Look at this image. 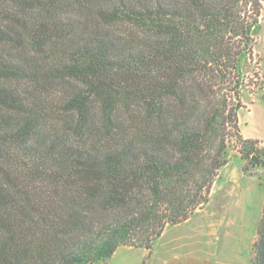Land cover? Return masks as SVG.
<instances>
[{"label": "trees", "instance_id": "16d2710c", "mask_svg": "<svg viewBox=\"0 0 264 264\" xmlns=\"http://www.w3.org/2000/svg\"><path fill=\"white\" fill-rule=\"evenodd\" d=\"M262 22L264 0H0V264L151 249L232 150L264 168L238 116Z\"/></svg>", "mask_w": 264, "mask_h": 264}, {"label": "crops", "instance_id": "0c3cea01", "mask_svg": "<svg viewBox=\"0 0 264 264\" xmlns=\"http://www.w3.org/2000/svg\"><path fill=\"white\" fill-rule=\"evenodd\" d=\"M242 163L238 151L233 150L229 161L220 169L212 184L208 202L197 208L183 222L166 226L159 236L160 240L158 237L156 242L153 241L151 249L139 248L141 256L146 257L148 253L152 251L154 253V249H157L162 259L160 264H249L251 244L256 235L264 195L260 204L251 208L250 217L255 216L253 222L255 224L249 233L246 235L240 233L237 238L238 236L234 235L225 223L229 210H237L238 213L241 204V192L238 190L245 183H252V179L261 180V177L245 174L241 169ZM170 227L179 228V232L165 238ZM219 247L223 250H236L231 254L230 258H233L229 260L225 255L219 257L217 251L216 253L213 251L219 250ZM236 254H242V262L235 256Z\"/></svg>", "mask_w": 264, "mask_h": 264}, {"label": "rangeland", "instance_id": "374dc122", "mask_svg": "<svg viewBox=\"0 0 264 264\" xmlns=\"http://www.w3.org/2000/svg\"><path fill=\"white\" fill-rule=\"evenodd\" d=\"M255 39L256 43L254 46V56L248 64L246 73H249L250 77H252V72L250 71L259 72L258 76L260 78L257 77V83L258 85H263V88L259 89L257 85L254 88H251L253 87L251 86L250 88H245L242 91V101L244 103V107L240 109L238 116L242 135L248 138H257L264 146V71L262 60V57L264 56L263 22L256 32ZM255 78L256 77H253V79ZM253 176H257V178L261 177V180L256 181L255 179H252V183H245L241 189L238 190L241 192V204L238 209V213L237 210H229V213H227L225 218V223L227 224L228 229L232 231L234 235L236 234V236H238L237 238H239L240 233H245L246 235V233L251 231L252 225L255 224L253 223L255 216L250 217L251 208H255L258 204H260L264 195V168H260L256 175ZM252 213L255 214L254 212ZM178 232L179 228L170 227L166 231L165 238L169 237L172 233L177 234ZM232 245L233 243L230 244V246ZM219 248V250L213 251L215 253L217 251L219 257H222L223 255L226 257L228 256L229 260L233 258H230L231 254H233L232 252L236 251L228 249L223 250L221 247ZM235 256L242 262V254H236ZM160 258L161 257L157 249H154V253L152 251V253H148L146 257H142L141 250L139 248L119 246L113 255L108 259V264H160L162 260Z\"/></svg>", "mask_w": 264, "mask_h": 264}]
</instances>
